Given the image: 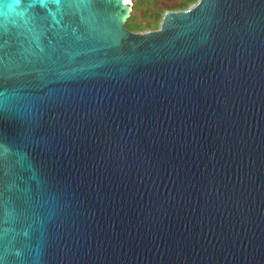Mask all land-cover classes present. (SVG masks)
<instances>
[{
  "label": "water",
  "instance_id": "obj_1",
  "mask_svg": "<svg viewBox=\"0 0 264 264\" xmlns=\"http://www.w3.org/2000/svg\"><path fill=\"white\" fill-rule=\"evenodd\" d=\"M131 1L0 0V264H264V0Z\"/></svg>",
  "mask_w": 264,
  "mask_h": 264
},
{
  "label": "rangeland",
  "instance_id": "obj_2",
  "mask_svg": "<svg viewBox=\"0 0 264 264\" xmlns=\"http://www.w3.org/2000/svg\"><path fill=\"white\" fill-rule=\"evenodd\" d=\"M183 0H137L138 6H131L130 15L126 22V26L134 32L146 33L155 31L161 28L164 15L167 11L164 12L162 19L157 26L153 28H145L142 31L132 30L131 25H142L144 27L149 26L151 23H155V13L160 11L162 8H173L176 5H179ZM135 3V0L133 1ZM193 4L191 7H193ZM190 7V8H191ZM168 11H178V10H168Z\"/></svg>",
  "mask_w": 264,
  "mask_h": 264
},
{
  "label": "trees",
  "instance_id": "obj_3",
  "mask_svg": "<svg viewBox=\"0 0 264 264\" xmlns=\"http://www.w3.org/2000/svg\"><path fill=\"white\" fill-rule=\"evenodd\" d=\"M137 0H135V3H133V7L138 6V3L136 2ZM199 0H183L179 5L174 6L173 8L167 9V8H162L160 11H158L157 13H155V23H151L149 26H142V25H131L132 30L135 31H142L145 28H153L155 26H157L160 22V19H162L163 14L165 11L168 10H186L189 9L193 4H196Z\"/></svg>",
  "mask_w": 264,
  "mask_h": 264
},
{
  "label": "snow or ice",
  "instance_id": "obj_4",
  "mask_svg": "<svg viewBox=\"0 0 264 264\" xmlns=\"http://www.w3.org/2000/svg\"><path fill=\"white\" fill-rule=\"evenodd\" d=\"M39 2H40L41 4H44V3L46 2V0H39ZM56 2L59 3L60 0H56Z\"/></svg>",
  "mask_w": 264,
  "mask_h": 264
},
{
  "label": "bare ground",
  "instance_id": "obj_5",
  "mask_svg": "<svg viewBox=\"0 0 264 264\" xmlns=\"http://www.w3.org/2000/svg\"><path fill=\"white\" fill-rule=\"evenodd\" d=\"M130 1V3L132 4V1L131 0H129Z\"/></svg>",
  "mask_w": 264,
  "mask_h": 264
},
{
  "label": "flooded vegetation",
  "instance_id": "obj_6",
  "mask_svg": "<svg viewBox=\"0 0 264 264\" xmlns=\"http://www.w3.org/2000/svg\"><path fill=\"white\" fill-rule=\"evenodd\" d=\"M125 26H126V24H125ZM127 27V26H126ZM128 28V27H127ZM129 29V28H128Z\"/></svg>",
  "mask_w": 264,
  "mask_h": 264
}]
</instances>
